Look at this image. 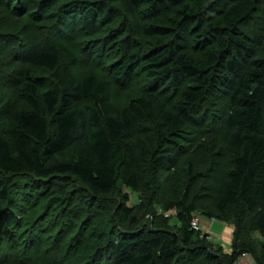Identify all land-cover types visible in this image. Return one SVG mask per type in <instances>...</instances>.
<instances>
[{"label":"trees","instance_id":"16d2710c","mask_svg":"<svg viewBox=\"0 0 264 264\" xmlns=\"http://www.w3.org/2000/svg\"><path fill=\"white\" fill-rule=\"evenodd\" d=\"M169 4L176 7L162 17L144 13L145 8L166 9ZM260 4L264 5V0H0L1 14L19 19L21 26H26V20L34 21L35 28L30 39L29 29L20 32L22 27H18L17 33L6 26L5 31L0 29V36L16 38L4 46L10 50L9 60L26 64L16 86L19 104L7 98L0 105V203H6L0 210V264H75L64 258L65 254L56 256L58 250L66 253L72 247L70 243L64 246L65 234H52L57 225L44 217L46 207L34 208L43 205L45 192L55 187L56 179H52L60 176L61 181L76 182L74 191L94 200L119 185L152 194L162 181L165 166L180 162L182 127L212 88L224 95V132L219 168L217 162L212 164L211 169L216 170L204 189L210 203L201 207V213L234 226L232 251L225 255L217 246L218 252L210 254L208 247L213 244L208 234L190 225L196 204L176 199L166 203L177 211L180 226L176 231L159 221L154 222L158 227L143 229L138 226L144 211L140 203L124 206L116 218L105 216L107 228L114 221L119 226L125 224L120 226L121 232L116 237L107 234L103 249L96 248L92 256L86 253L77 264H86L91 258L95 259L91 264L99 258V264H204L200 261L203 255H211L213 264H233L246 254L256 264H264V242L256 252L251 237L256 233L264 239V56H255L249 34L239 30ZM111 6L127 15L125 34L175 38L173 43L158 42L148 62L154 68L147 75L169 77L174 89L177 79L185 77L187 85L178 94L180 104L168 107L155 86L124 106L109 101L112 83L123 84L139 60L134 52L123 53L122 63L109 79L94 73L76 78L71 73L70 66L76 63L71 48L81 54L89 50L94 57L103 53L99 42L104 38L95 34V27L100 17L110 15ZM190 27L199 31L200 59L181 48L180 33ZM128 43L129 39L125 46ZM0 55H5L4 51ZM36 69L54 76V82L42 92ZM2 74L12 75L5 68ZM82 99L89 100L91 106L83 107ZM65 151L68 158L54 159ZM225 153L230 158H225ZM60 180L56 184L63 192ZM124 198L128 200L127 195ZM66 204L68 208L71 202ZM81 208L63 230L77 227L78 223L72 226L71 221L81 218L85 212ZM94 214L88 211L83 226L93 225ZM79 236L76 234L74 241H79Z\"/></svg>","mask_w":264,"mask_h":264},{"label":"rangeland","instance_id":"374dc122","mask_svg":"<svg viewBox=\"0 0 264 264\" xmlns=\"http://www.w3.org/2000/svg\"><path fill=\"white\" fill-rule=\"evenodd\" d=\"M91 6L92 5H90V7ZM168 7L169 8L166 9L145 8L146 10L144 9V13L148 11V13H145L146 15L150 14L152 17L158 18V16L162 17L172 12L176 5L169 4ZM18 20L19 19L12 18L9 15L1 14L0 12V29L5 31L3 27L6 26V29L16 33L19 32L20 29V32H24L26 29H29L28 37L30 39V36L35 34V30H33L35 29L33 27L34 21L26 20V26H21ZM141 21H144V18ZM126 22H128L127 15L118 10L116 6H111L110 15L107 14L106 16L104 15L103 17H100L97 26L95 27V34L100 36V38H104V41H101V43L99 42V45L103 49V53H101L100 56L95 55L94 57V55L89 50H87V54H85L86 52L81 54V52L76 53V51L71 48L72 51H70L74 54L76 59V63L70 66L71 73L76 78H81L88 73H94L100 79H109L113 76L114 70H116L117 67L122 63L124 55L123 53L134 52L135 54H139V60L133 64L130 74L123 79V84L117 85L112 83L109 92V101L117 106H124L133 97L138 96L144 91L152 90V87L155 86L154 88L156 92H160V95L165 100L168 107L173 108L177 106L180 104L178 102L180 88H183L185 85H187V79L180 76L176 82V86L178 87L174 89V86L171 87L168 83L169 77L161 79H159V77L157 80L155 77H150L147 75V71L154 68L151 67L148 62L150 61V55H153L154 52H156L155 50L156 46L159 44L158 42L170 41L173 43L175 38H169L167 36L163 38L159 36L150 37L140 33L125 34ZM192 24L193 23H191V25ZM18 27L22 28L19 29ZM241 28L246 34H249L248 36L251 38V43L256 49L255 56H264V5H258L257 10L251 15V17L243 22V25L239 29L240 31ZM195 30V28L190 27L189 31L180 33V35L183 37L182 40L180 39V42L182 41L181 48L186 54L200 59L203 55V50L197 41V33L199 31ZM76 32L82 33L79 31V29H77ZM76 32L75 34H77ZM128 39L129 43L127 46H125L126 40ZM14 40H16L14 36L11 39L6 36H0V51L2 50L5 53V55H0V105L5 100H7V98H13L16 102L14 104H17V101L18 104L20 102L16 96V86L17 82L21 79V72L24 70L26 64L23 62L21 63V61H19L20 63L11 62L9 60L10 50H5L6 48L4 49L6 44L9 46ZM160 51L161 50H159L157 54ZM137 64L139 66H137ZM3 68H5L6 72H9V74L12 75L9 77L3 76ZM34 74L39 78L38 85L41 92L50 86L52 82H54L53 73L47 70L36 69ZM3 84L8 85L2 87L1 85ZM80 104L86 108L91 106V102L87 99H82ZM224 111L225 102L223 92H220V90H215L214 88L207 90L204 98L193 107L189 119L185 121L184 126L182 127V139H184V146L182 145V148L184 152L179 156L180 162H173L171 166L167 163L168 165L165 166L162 174L160 175V180L162 181H160L158 186L154 187V192L152 193L153 195L150 193H144L141 190L133 192L119 185L117 190L94 200L91 195H86L81 191L75 192V188L78 187L76 182L67 183V180L61 181L60 179L62 177L60 176L54 177L52 180L56 179V183L59 182V180L62 182L64 191L61 192V186H58V184L52 181V185L55 183L53 185L55 187L49 189L50 191L47 190L48 193L45 192L47 197L43 201V205L39 203L34 205V208L44 209L46 207L44 217L48 220V223L50 222V224L55 225V227L57 225V228L53 229L55 232H52V234L54 236L59 232L61 234H65V237H67L68 241L67 239L64 240V246L70 243V246L72 247L66 250V253H60L58 250L59 254L56 256L61 255L62 258L63 254H65L64 258H69L68 260L77 264V262L80 261L79 258H84V256L87 254H91L90 256L94 255L92 253L96 248L101 249L104 246L108 235L113 233V235L116 237V234L121 232L120 226L125 225L123 224L119 226L116 223L117 221H114L115 224L112 227L107 228V218H105V216L116 218L119 214V208L124 206L133 207L137 203H140L144 210L139 216L140 222L138 224V226L142 227L143 229L156 228L158 227V224L154 222L159 221L163 225H168L169 229L176 231L180 226V223L177 219V211L175 209L168 208L166 204L167 200L176 199H184L186 202L195 203L197 209L192 213V216H199L201 224V221L204 218L201 213V207H204L205 204L207 205L210 203L209 194H207V191H204V189L206 186L210 185L209 176H212L216 170H212L211 166L217 162V166H215L218 169L219 163L221 162V157L218 154V151L222 146L221 138L224 132V125L221 119ZM47 119L49 122H51L49 117H47ZM172 156L173 155H171L170 158ZM68 157L69 154L67 151H65L56 155L54 159L64 160ZM225 158H230L228 153H225ZM212 160L215 161L212 163ZM65 179H67V177H65ZM17 183L20 182L17 181ZM17 183L15 182L14 185L16 184V187H20L21 183ZM49 186L51 187V184H49ZM22 187L24 186L22 185ZM28 189H31V185H29L27 190ZM65 191L66 193H64ZM124 195L128 196L127 201L125 200ZM46 202H48L47 205H45ZM68 202H71L70 205H74L77 207V209H68L71 208L70 205L67 208L66 205L68 204L66 203ZM5 204L6 203L4 202L0 203V210L6 208ZM80 208L85 211L81 214V218H77L75 221L73 217L71 221L72 226H75L78 223L77 227L73 230H71L70 227L66 230H63L70 216H73V213L76 214ZM89 210L95 213L94 217L92 218L93 225H89L87 227L84 225V227L82 222L84 221L83 217L88 216ZM7 214L11 215V210H9ZM3 218L5 219V217ZM17 218L20 220L21 216L17 214ZM204 220L208 221L206 218H204ZM219 226L220 225L216 222L212 223L211 231L216 235L221 233ZM85 228L87 229L86 231ZM76 234L80 235L79 241L78 239L77 241H74L76 238L73 237H75ZM217 237L218 236H213L212 234V238L214 240H216ZM251 237L253 247L255 248L256 252H259L260 245L263 244L264 239L259 237L256 233H253ZM232 242L233 237L230 242H228V248L230 247L231 251ZM208 251L210 254L213 251L218 252V247H216V245H209ZM230 252L223 249L222 253L228 255ZM183 254L184 251L180 252L179 258L182 257ZM210 256L211 255H203L200 261H202L204 264H213L214 259H211L212 257ZM46 257L49 258L48 256ZM93 260L95 259H89L86 264H91ZM98 260L101 262L100 258ZM98 260H96V262L94 261L95 264L100 263ZM83 261L84 260H81V262ZM104 261H107L106 258ZM223 261H225L224 257ZM236 264H239L238 259Z\"/></svg>","mask_w":264,"mask_h":264},{"label":"crops","instance_id":"0c3cea01","mask_svg":"<svg viewBox=\"0 0 264 264\" xmlns=\"http://www.w3.org/2000/svg\"><path fill=\"white\" fill-rule=\"evenodd\" d=\"M205 218V217H204ZM204 218L202 219L201 221V229L203 231V233H206L208 234V240L216 247L217 246H221L224 250L226 251H231L230 247L228 248V242H230V240L232 239V236H233V226L231 224H228V223H224V222H221V221H218L216 219H208L206 218L208 221H205ZM213 222H216L218 223L220 226V229H221V233L219 235H216L215 233H213L211 231V228H212V223ZM212 234L213 236H218L216 238V240H214L212 238ZM220 238V240H219ZM227 246V248H226ZM226 248V249H225ZM238 261H239V264H256V262L254 261V259L249 255V254H246V255H242L238 258Z\"/></svg>","mask_w":264,"mask_h":264},{"label":"built area","instance_id":"2783aa9c","mask_svg":"<svg viewBox=\"0 0 264 264\" xmlns=\"http://www.w3.org/2000/svg\"><path fill=\"white\" fill-rule=\"evenodd\" d=\"M190 225L192 228L194 229H200L201 230V227H200V218L199 216H192L191 220H190ZM237 262H234L233 264H236Z\"/></svg>","mask_w":264,"mask_h":264}]
</instances>
